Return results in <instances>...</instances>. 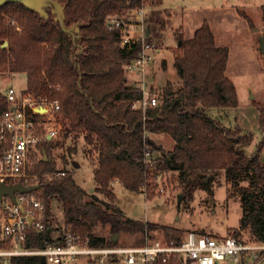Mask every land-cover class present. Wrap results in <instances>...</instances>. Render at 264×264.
<instances>
[{
	"label": "trees",
	"instance_id": "1",
	"mask_svg": "<svg viewBox=\"0 0 264 264\" xmlns=\"http://www.w3.org/2000/svg\"><path fill=\"white\" fill-rule=\"evenodd\" d=\"M57 1L65 6L64 26L73 32L66 31L52 11L45 17L20 1L0 7V78L8 72H24L27 84L21 96L30 94L60 104L54 112L59 139L45 138L38 143L40 156H33L31 170L41 185L36 191L46 205L48 227L44 231L31 228L27 245L42 247L53 241L55 229H61L52 224L53 199L62 203L65 227L88 236L93 246L116 245L118 240H112L115 233L146 229L160 228L168 239L179 236V228L126 218L115 203L116 181L153 198L160 170L178 171L190 198L197 188L212 192L207 174L224 171L241 196L242 217L234 236L247 229L252 241H264V102H255L262 138L249 154L246 148L253 134L224 122L239 98L226 73L229 46L218 45L210 23L203 21L190 38L175 32L174 66L181 85L168 81L158 94L159 105L134 107L144 91L140 85L128 83L127 69L139 57L142 42L136 38L124 41V28L110 27L111 21L135 9H152L155 17L145 19L146 40L153 43V32L157 36L161 24L156 11L163 0ZM12 107H21V103H12L0 91V116ZM210 109L216 110L215 116L209 114ZM30 113L42 131L46 114ZM160 133L174 140L168 153L152 137ZM68 139L74 141L69 154L76 155L82 147L94 166L95 192L76 181L74 165L59 168L53 159L54 148ZM62 159L67 162L65 155ZM244 179L247 185L240 184ZM99 224L109 225L112 236L97 234ZM12 264L47 262L41 256L18 255Z\"/></svg>",
	"mask_w": 264,
	"mask_h": 264
},
{
	"label": "rangeland",
	"instance_id": "2",
	"mask_svg": "<svg viewBox=\"0 0 264 264\" xmlns=\"http://www.w3.org/2000/svg\"><path fill=\"white\" fill-rule=\"evenodd\" d=\"M53 8L54 5L46 6L47 11H52ZM161 8L156 11L160 14L161 22L158 24L157 36L153 32V43L158 51L151 52L153 56L146 65V90L158 97L168 81L173 82L176 87L181 85L182 79L174 66L173 51L177 47L175 32L181 31L185 38H190L195 29L207 20L218 45L229 46L226 73L234 81L238 92L239 104L227 111L224 122L253 134V141L246 148L251 154L262 138L259 109L255 102H264V54L260 49L261 30L264 27V0H163ZM152 12V9L146 8L145 18L149 15L155 17V11ZM135 21L134 18L132 22L136 24ZM147 25L145 19V27ZM138 28L136 25L130 27L134 37L139 34ZM127 80L129 84L141 86L143 74L138 69L128 68ZM26 84V73L8 72L0 78V91L7 92L12 86L21 93ZM209 114L215 116L216 110L210 109ZM51 126L52 121L48 120L44 129L49 130ZM152 137L157 144L163 146L165 153L174 148V140L169 135L160 133L153 134ZM54 138L57 140L59 136ZM73 144L74 141L68 139L63 145L56 146L52 157L59 168L72 169L74 165L76 181L90 192H95L94 166L84 155L82 147L76 155L69 154L68 147ZM37 154L40 156L39 150ZM64 155L67 157L66 163L62 159ZM262 155L264 156V149ZM206 180H210L212 192L197 188L192 198L185 191L178 171H159L153 198H148L144 190L130 191L116 181L113 184L117 195L115 203L123 210L126 218L173 226L181 230L180 235L190 230L203 234L234 235L233 230L239 227L242 217L240 194L235 193L224 171L210 172ZM240 184L247 185L248 180L244 179ZM179 195L183 196L181 200ZM51 220L53 226L61 228L59 230L65 228L63 206L58 199L52 200ZM147 230L153 234L165 235L160 228L146 229L140 233H122L118 235V244H140ZM95 232L105 237L112 236L109 225L99 224L95 227ZM237 237L251 240L247 229L241 230ZM76 264L90 263L86 259H80Z\"/></svg>",
	"mask_w": 264,
	"mask_h": 264
},
{
	"label": "built area",
	"instance_id": "3",
	"mask_svg": "<svg viewBox=\"0 0 264 264\" xmlns=\"http://www.w3.org/2000/svg\"><path fill=\"white\" fill-rule=\"evenodd\" d=\"M145 10V7L135 9L121 19H113L110 25L124 28V41L136 38L142 42L139 57L128 68L138 69L143 74L141 88L144 97L136 101L134 107L144 108L160 104L159 98L145 88L146 65L153 56L151 52L158 51L154 43L146 40ZM134 18L136 24L132 22ZM135 25L139 26L136 37L130 29ZM5 94L12 103L20 102L21 107L7 109L0 116V180L6 184H36L38 175L31 171L35 162L32 159L38 153L37 145L41 140L58 135L54 112L60 104L57 100L39 99L30 94L21 96L12 86ZM39 106H44L46 111H36ZM29 110L46 114L44 124L51 120V128L39 131ZM46 220V205L36 190L17 191L16 201L8 194L0 197V264H12V258L18 255L41 256L47 264H76L80 259H86L90 264H264V241L246 240L234 235H209L193 230L172 239L147 230L140 244L93 246L88 236L65 227L63 230L55 229L53 241L46 245L28 246L30 229L46 230Z\"/></svg>",
	"mask_w": 264,
	"mask_h": 264
},
{
	"label": "water",
	"instance_id": "4",
	"mask_svg": "<svg viewBox=\"0 0 264 264\" xmlns=\"http://www.w3.org/2000/svg\"><path fill=\"white\" fill-rule=\"evenodd\" d=\"M10 1H20L22 2L26 7L30 8V9H34L36 11H38L41 15L48 17L49 16V12L46 10V6L49 4H53L54 8L52 10L53 13H55V18L57 20H59V22L61 23V25L63 26V28L66 31L69 32H73V30L71 28H67L64 26V5L62 3H60L57 0H0V7L2 5H4L7 2ZM257 29V28H256ZM262 35L260 37V49L262 51V53L264 54V27L262 28ZM148 33V32H147ZM181 43V41H180ZM8 42H6L4 45H7ZM153 79V78H151ZM38 112H44L46 111V108L44 106H39L35 109ZM44 159H47V154H44ZM75 165H78L77 163H75ZM41 185L39 183L36 184H31V185H24L20 182L15 183V184H6L4 181L0 180V197H2L3 195H10L14 201H16V192H30V191H34L37 190ZM182 195H179L178 198L179 200L182 199ZM31 220V219H30ZM118 233H115L112 237V240L114 242H116L118 240ZM109 264H121L120 262H110Z\"/></svg>",
	"mask_w": 264,
	"mask_h": 264
},
{
	"label": "crops",
	"instance_id": "5",
	"mask_svg": "<svg viewBox=\"0 0 264 264\" xmlns=\"http://www.w3.org/2000/svg\"><path fill=\"white\" fill-rule=\"evenodd\" d=\"M163 8H165V7H163ZM162 9V8H161ZM172 15H171V19L173 20V18H174V10H172ZM154 79V78H153ZM152 80V79H151ZM5 93V92H4Z\"/></svg>",
	"mask_w": 264,
	"mask_h": 264
}]
</instances>
